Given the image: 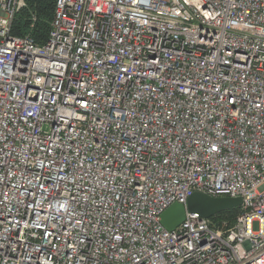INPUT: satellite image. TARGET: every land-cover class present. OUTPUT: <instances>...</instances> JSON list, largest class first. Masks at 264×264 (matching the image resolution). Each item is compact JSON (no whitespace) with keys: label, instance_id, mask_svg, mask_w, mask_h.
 Listing matches in <instances>:
<instances>
[{"label":"built area","instance_id":"obj_1","mask_svg":"<svg viewBox=\"0 0 264 264\" xmlns=\"http://www.w3.org/2000/svg\"><path fill=\"white\" fill-rule=\"evenodd\" d=\"M24 5L0 0V264H264V0H55L43 44ZM193 192L240 197L233 224L167 230Z\"/></svg>","mask_w":264,"mask_h":264},{"label":"trees","instance_id":"obj_2","mask_svg":"<svg viewBox=\"0 0 264 264\" xmlns=\"http://www.w3.org/2000/svg\"><path fill=\"white\" fill-rule=\"evenodd\" d=\"M55 0H24L25 5L18 9L12 22V34L16 36L29 35L38 43L43 44L48 36L50 22L53 16ZM35 16L32 21L31 16ZM240 209L224 210L210 217L214 227H222L223 221L232 225Z\"/></svg>","mask_w":264,"mask_h":264},{"label":"water","instance_id":"obj_3","mask_svg":"<svg viewBox=\"0 0 264 264\" xmlns=\"http://www.w3.org/2000/svg\"><path fill=\"white\" fill-rule=\"evenodd\" d=\"M240 204V197H213L202 192H193L185 204L173 203L165 209L160 215V222L167 230H173L184 220L187 213L210 218L224 210L237 208Z\"/></svg>","mask_w":264,"mask_h":264},{"label":"rangeland","instance_id":"obj_4","mask_svg":"<svg viewBox=\"0 0 264 264\" xmlns=\"http://www.w3.org/2000/svg\"><path fill=\"white\" fill-rule=\"evenodd\" d=\"M257 227H258V225H257V223L255 222V223L253 224V229L256 230Z\"/></svg>","mask_w":264,"mask_h":264}]
</instances>
